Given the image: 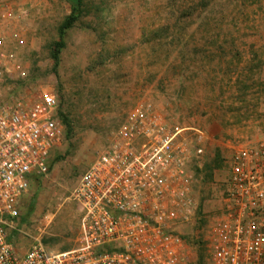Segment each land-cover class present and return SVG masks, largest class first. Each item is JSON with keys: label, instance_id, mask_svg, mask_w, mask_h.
Instances as JSON below:
<instances>
[{"label": "rangeland", "instance_id": "rangeland-1", "mask_svg": "<svg viewBox=\"0 0 264 264\" xmlns=\"http://www.w3.org/2000/svg\"><path fill=\"white\" fill-rule=\"evenodd\" d=\"M79 2L73 13L69 0H0V22L10 9L8 31L24 38L16 53L28 73L22 86L55 93L65 125L49 173L33 178L21 200L29 235L16 239L18 251L33 237L50 250L73 246L80 175L135 105L150 100L173 124L196 129L185 137L204 152L192 164L198 212L179 231L190 264H209V226L221 207L231 154L264 139V0ZM15 80L10 84L17 86Z\"/></svg>", "mask_w": 264, "mask_h": 264}, {"label": "built area", "instance_id": "built-area-1", "mask_svg": "<svg viewBox=\"0 0 264 264\" xmlns=\"http://www.w3.org/2000/svg\"><path fill=\"white\" fill-rule=\"evenodd\" d=\"M0 22V264H190L179 231L196 220L192 164L204 155L150 101H140L73 191L80 224L72 247L50 250L33 237L20 254L21 200L33 178L49 173L65 138L51 90L27 92L17 59L21 32ZM14 42V43H12ZM18 80L17 86L11 85ZM15 80V81H16ZM13 86V87H10ZM209 264H264V139L234 149L221 207L209 226Z\"/></svg>", "mask_w": 264, "mask_h": 264}, {"label": "trees", "instance_id": "trees-1", "mask_svg": "<svg viewBox=\"0 0 264 264\" xmlns=\"http://www.w3.org/2000/svg\"><path fill=\"white\" fill-rule=\"evenodd\" d=\"M80 0H69V2L71 3V6H72V9H73V13H76L77 12V10H78V7H79V2ZM76 19V14L74 15H72L70 18H67L64 22H63V24H62V26H61V28H60V35L62 36L63 35V33H64V31L66 30V29H68L71 25H72V23L74 22V20ZM56 46L58 47L57 48V52L59 51V49L61 48V46H62V43L61 42H57L56 43ZM59 110H60V108H59ZM60 113V112H59ZM59 115H61V114H59ZM64 120H65V118H64ZM62 121H63V118H62ZM64 123V122H63ZM21 222H23L22 221V218H21Z\"/></svg>", "mask_w": 264, "mask_h": 264}]
</instances>
